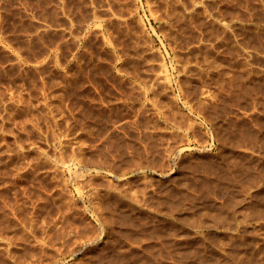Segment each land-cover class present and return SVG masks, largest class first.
<instances>
[{"label": "rangeland", "instance_id": "obj_1", "mask_svg": "<svg viewBox=\"0 0 264 264\" xmlns=\"http://www.w3.org/2000/svg\"><path fill=\"white\" fill-rule=\"evenodd\" d=\"M0 264H264V0H0Z\"/></svg>", "mask_w": 264, "mask_h": 264}]
</instances>
